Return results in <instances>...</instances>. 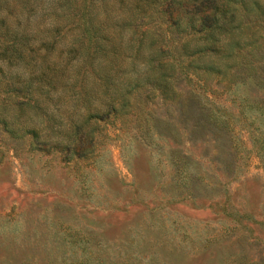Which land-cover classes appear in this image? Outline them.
Listing matches in <instances>:
<instances>
[{
    "label": "rangeland",
    "instance_id": "1",
    "mask_svg": "<svg viewBox=\"0 0 264 264\" xmlns=\"http://www.w3.org/2000/svg\"><path fill=\"white\" fill-rule=\"evenodd\" d=\"M182 1L0 0V30L25 34L24 57L30 46L43 53L49 41L56 61L80 34L87 48L97 42L92 30L107 43L119 35V49L98 57H115L128 75L135 54H126L127 43L145 36L146 46L153 34L171 48L191 34L173 19L179 10L203 9ZM233 6L250 10L241 14V39L246 26L260 33L240 47L242 59L262 54L252 62L264 66V25L254 12L264 0ZM6 58L0 54L4 66ZM162 58L174 59L172 52ZM176 65L167 93L144 81L127 92L126 112L98 120L90 162L30 148V133L9 127L20 121L12 116L18 107L29 112L31 104L20 102L22 92L0 89L8 119L0 120V264H264V103L252 104L264 87L243 64L230 83ZM53 93L65 120L74 106H87L79 91Z\"/></svg>",
    "mask_w": 264,
    "mask_h": 264
},
{
    "label": "trees",
    "instance_id": "2",
    "mask_svg": "<svg viewBox=\"0 0 264 264\" xmlns=\"http://www.w3.org/2000/svg\"><path fill=\"white\" fill-rule=\"evenodd\" d=\"M190 1L196 8L203 9L200 10L201 14L197 15L191 10H179L173 22L180 31L193 30L191 34L180 39V43L171 48L162 44L161 37L160 42L154 43L156 35L153 34L150 35L146 46L143 45L145 36L140 37L137 44L127 43L126 54H135L130 61L131 73L128 75H121L127 67L122 66L115 57H105V59L98 57L101 52L105 51L109 54L110 51L115 52L119 49L121 44L119 35L112 36V40L107 43L106 37L92 30L97 42L91 48L89 45L87 48L80 34L75 38L77 45L71 44L67 47V58L64 61H56L48 58L47 50L52 46L49 41L43 42L46 48L43 53L36 52L40 46H30L31 55L24 57L20 41L25 34L10 29L0 30L2 39L0 54L7 57L6 66L0 63V89L22 92L27 99L20 102L31 104L29 112L20 105L12 115L20 121L16 126L9 127L11 132L17 133L14 135L30 133V148L59 150L64 160H70L76 155L90 162L95 147L100 141L95 133L98 120L112 114L117 115L121 110L126 112L127 92L144 81L150 82L162 93H167L172 88L170 75L172 70L177 69L176 61L183 69L197 71L198 68H202L199 74L213 73L219 79L226 78L228 83L242 75L233 67L243 64L254 72V78L264 87V66L252 62V57H262V54L251 53V57L243 60L239 50L244 44L254 43L256 34L257 37L260 35L258 29L246 26L247 38L241 39L239 30L243 21L241 14L248 16L250 10L244 12L234 10L235 0H224V6L216 3L215 0ZM256 6L259 4L256 3ZM254 12H256L255 20H259L264 25L263 8ZM78 52H86L88 57L72 61L70 55L75 56ZM168 52H172L174 59L162 58ZM206 53L209 54L207 58L203 56ZM37 55L41 57L38 58ZM136 58H142L145 64H139ZM89 71L94 75H90ZM5 73L9 76L3 77L2 74ZM57 90L81 92L87 106L78 110L75 109L77 106H74L73 114L65 120L62 104L52 102L55 97L57 99L60 97L53 93ZM261 102L264 103V96L252 104L262 106ZM262 107L264 108V104ZM0 120L5 125L8 124L4 112H0Z\"/></svg>",
    "mask_w": 264,
    "mask_h": 264
}]
</instances>
